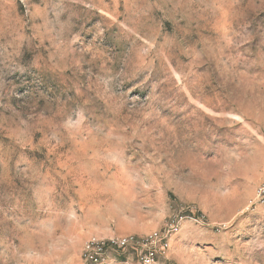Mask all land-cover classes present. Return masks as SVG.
Returning <instances> with one entry per match:
<instances>
[{
  "label": "rangeland",
  "instance_id": "374dc122",
  "mask_svg": "<svg viewBox=\"0 0 264 264\" xmlns=\"http://www.w3.org/2000/svg\"><path fill=\"white\" fill-rule=\"evenodd\" d=\"M170 221L264 264V0H0V264Z\"/></svg>",
  "mask_w": 264,
  "mask_h": 264
},
{
  "label": "built area",
  "instance_id": "2783aa9c",
  "mask_svg": "<svg viewBox=\"0 0 264 264\" xmlns=\"http://www.w3.org/2000/svg\"><path fill=\"white\" fill-rule=\"evenodd\" d=\"M260 190L258 194H261ZM179 224L166 223L159 230L138 236L123 234L109 238H88L80 251L81 264H122L132 255L136 264H163L162 258L169 247L171 236L176 234Z\"/></svg>",
  "mask_w": 264,
  "mask_h": 264
}]
</instances>
